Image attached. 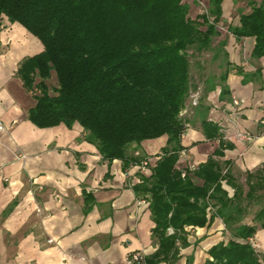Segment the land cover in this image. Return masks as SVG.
Returning <instances> with one entry per match:
<instances>
[{
    "label": "trees",
    "instance_id": "obj_1",
    "mask_svg": "<svg viewBox=\"0 0 264 264\" xmlns=\"http://www.w3.org/2000/svg\"><path fill=\"white\" fill-rule=\"evenodd\" d=\"M223 2L209 0L208 9L192 17L186 0H0V31L6 21L18 23L44 45L17 70L36 97L28 115L34 124H77L104 158L125 163L134 158L128 152L133 143L165 138L151 174L134 186L149 201L156 224L159 248L148 264L175 256L178 242L187 243L186 226H206L216 216L230 237L208 250L206 264H264V254L251 242L264 228V166L247 171L244 186L231 160L221 159L232 142L208 119L210 92L220 86V100L231 98L232 62L219 29ZM248 4L250 10L241 11L227 30L237 39L254 37L252 56L261 58L264 0ZM211 50L209 64L223 58L217 66L201 60ZM193 116L204 138L218 140L219 146L191 169L180 160ZM259 126L264 129V118ZM249 215L251 222L245 221Z\"/></svg>",
    "mask_w": 264,
    "mask_h": 264
},
{
    "label": "crops",
    "instance_id": "obj_2",
    "mask_svg": "<svg viewBox=\"0 0 264 264\" xmlns=\"http://www.w3.org/2000/svg\"><path fill=\"white\" fill-rule=\"evenodd\" d=\"M226 32L221 37L227 38L232 62L227 79L231 98L220 100V86L210 92L208 119L233 144L221 159L231 160L233 172L255 171L264 166V129L259 126L264 118V57L252 56L254 37L237 39ZM30 35L8 21L0 31V264H130L128 257L136 251L148 264L159 248L156 224L149 201L134 186L151 174L165 138L133 143L128 152L134 158L125 163L104 158L77 124H34L28 115L36 97L17 74L22 59L44 48ZM191 119L180 160L190 168L219 146L218 140L204 138L199 120ZM239 132L253 138L246 140ZM143 156H148L147 166L137 161ZM185 229L187 243L178 242L175 256L156 264H206L208 250L230 237L218 216L206 226ZM251 242L264 254V228H258Z\"/></svg>",
    "mask_w": 264,
    "mask_h": 264
},
{
    "label": "rangeland",
    "instance_id": "obj_3",
    "mask_svg": "<svg viewBox=\"0 0 264 264\" xmlns=\"http://www.w3.org/2000/svg\"><path fill=\"white\" fill-rule=\"evenodd\" d=\"M186 1L190 4V15L192 17H196L197 14L206 11L209 7V0H186ZM249 1L250 0H225L224 9H223V11H224L223 20L220 23V30L223 33L227 34V32H226L227 26L231 22L233 23L234 21H236V18L238 17V15L241 11H249L250 10V5L248 4ZM256 1L260 2L261 0H256ZM30 36H31V38H33V40H35V42H34L35 44H42L43 45L42 41L39 38H37L36 36H34L32 34ZM217 39H219V38H217ZM20 40H19V42H20ZM22 43H24V42L22 41ZM30 48L34 49L35 46L30 47ZM212 54H213L212 50L204 53L201 57V60H205V63L207 61L208 62L211 61ZM220 60H223V58ZM220 60H217L216 62H213L212 64H211V62H210V64L207 62V65L208 66H210V65L217 66L219 64ZM213 69H216L215 71H219L217 69V67H215ZM49 84L52 88L54 86H56L57 80H56V76L54 74H53V77L51 78V80L49 81ZM51 93H53L52 90H51ZM197 97H198V95H197ZM193 98L194 97H192V99ZM184 115H186V113H184ZM194 168L195 167L192 166L191 169H194ZM234 174L237 177V179L244 186H247V182H246L247 172L246 171L235 169ZM223 184H224L225 188L229 191L230 195H233L234 190L229 185H227L225 181L223 182ZM259 207L260 206H258V205L255 206L254 210H257ZM251 218H252V215H249L245 219V221L250 222Z\"/></svg>",
    "mask_w": 264,
    "mask_h": 264
},
{
    "label": "built area",
    "instance_id": "obj_4",
    "mask_svg": "<svg viewBox=\"0 0 264 264\" xmlns=\"http://www.w3.org/2000/svg\"><path fill=\"white\" fill-rule=\"evenodd\" d=\"M192 97H194L192 103L193 104H197V94H194ZM233 103L235 105H239V100L236 97H234L233 98ZM185 112H186V110H185ZM238 136L243 137L246 140H251L253 138V136L251 134L247 133V132H239ZM143 164H144V166H147L149 164V159L143 160ZM183 175H184V173H183ZM169 231L173 232V229L170 228ZM128 262L130 264H135V263L143 264L144 263V256L142 255L141 252H137V251L133 252V253H131L129 255Z\"/></svg>",
    "mask_w": 264,
    "mask_h": 264
}]
</instances>
